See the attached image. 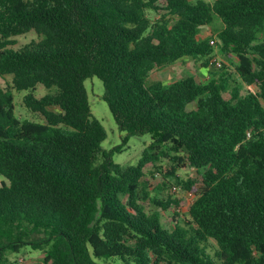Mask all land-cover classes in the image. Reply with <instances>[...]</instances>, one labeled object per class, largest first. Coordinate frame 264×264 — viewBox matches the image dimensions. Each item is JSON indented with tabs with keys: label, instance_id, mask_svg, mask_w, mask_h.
I'll list each match as a JSON object with an SVG mask.
<instances>
[{
	"label": "trees",
	"instance_id": "trees-1",
	"mask_svg": "<svg viewBox=\"0 0 264 264\" xmlns=\"http://www.w3.org/2000/svg\"><path fill=\"white\" fill-rule=\"evenodd\" d=\"M216 17L213 45L199 34ZM30 31L39 39L14 48ZM263 32L264 0H0V76L29 90L24 104L43 116L21 119L0 88V264L27 247L43 252L28 264H264ZM217 47L237 56L235 72L223 63L206 81L149 82L184 57L210 62ZM92 76L125 132L110 151L89 102ZM39 84L55 91L37 97ZM145 133L137 165L113 161ZM167 157L202 178L198 188L177 174L185 164L169 171L197 193L187 216L173 209L171 229L162 210L179 201L144 205V177Z\"/></svg>",
	"mask_w": 264,
	"mask_h": 264
},
{
	"label": "rangeland",
	"instance_id": "rangeland-1",
	"mask_svg": "<svg viewBox=\"0 0 264 264\" xmlns=\"http://www.w3.org/2000/svg\"><path fill=\"white\" fill-rule=\"evenodd\" d=\"M221 27V19L216 17L211 25L201 28L199 39H217V32ZM13 39L16 40V43L13 45V47L19 49L33 40H38L39 36L35 31H30L25 34L15 36ZM261 39L264 40V32L261 35ZM214 55L217 56L218 59H220V61L224 63L230 71L235 72V65L238 63V58L235 54L226 56L217 47ZM207 61L208 60L206 57H184L168 67L154 70L149 77V82L162 81L164 84H169L174 80L186 78L190 75H194L195 78L200 82L206 81L210 79V76H212L213 73L219 72L217 67L211 65L210 62ZM236 78L239 79L238 76ZM85 85L88 90L92 113L102 122L107 131V138L102 142L101 147L105 151H110L115 146L123 143L125 132H122L118 128L107 102L103 99L104 86L101 79L97 76L89 77L86 79ZM0 88H9L12 90L14 96L15 114L18 117L21 119L43 121V116L40 113H34L30 111L24 104V96L29 93V90L13 89L11 76H0ZM53 91H55V89H46L44 85L39 84L35 90V94L37 97H41L47 92ZM225 96L226 98H229L230 94L225 93ZM194 105V103H191L189 105V109ZM50 109L59 111V108L54 106H51ZM151 138V133L130 136L127 143L122 147V150L119 152H114L112 155L113 161L123 166L137 165L142 157L144 149L151 142ZM181 164L184 165L185 163L175 162L169 157L164 158L158 163V166L160 167L159 172L155 171V175L151 174L150 172L144 177V179H146L145 182L148 185V191L150 193V198L144 202L147 210L153 206L151 198L156 196L164 200L170 198L179 201V205L171 203V209L169 211L162 210V222L163 225L168 229H171L174 224L172 219L173 209L177 210L182 216H187L189 214L191 204L197 197L196 192H193L179 184L177 182V178L170 175L169 173V171H171L174 166ZM176 172L180 178H191L195 180L194 185L196 187H202V178L197 173L196 168L185 164V166L178 167ZM2 178L3 177L0 176V180H2ZM20 258H22L23 261L20 262ZM42 258L43 252L27 247L21 250L19 253L9 252L2 264H28L31 262H40ZM97 262L101 264H122V261L118 257L100 258L97 259Z\"/></svg>",
	"mask_w": 264,
	"mask_h": 264
},
{
	"label": "built area",
	"instance_id": "built-area-1",
	"mask_svg": "<svg viewBox=\"0 0 264 264\" xmlns=\"http://www.w3.org/2000/svg\"><path fill=\"white\" fill-rule=\"evenodd\" d=\"M211 44H217V39H212L211 40ZM210 63H211V65H215L217 68H220L222 65H223V63L220 61V59H218V57L217 56H215L214 54L211 56V58H210ZM194 192V191H193ZM19 261L21 262V261H23V259L22 258H20L19 259Z\"/></svg>",
	"mask_w": 264,
	"mask_h": 264
}]
</instances>
